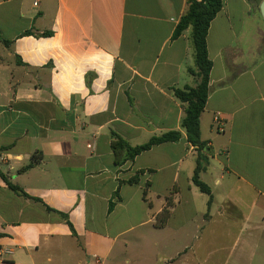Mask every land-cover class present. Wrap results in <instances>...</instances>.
I'll use <instances>...</instances> for the list:
<instances>
[{"label":"crops","instance_id":"obj_1","mask_svg":"<svg viewBox=\"0 0 264 264\" xmlns=\"http://www.w3.org/2000/svg\"><path fill=\"white\" fill-rule=\"evenodd\" d=\"M221 3L199 119L208 205L173 95L197 84L191 28L172 38L186 0H0V174L27 195L0 176V264H264V0ZM169 131L116 165L113 133L134 147Z\"/></svg>","mask_w":264,"mask_h":264},{"label":"trees","instance_id":"obj_2","mask_svg":"<svg viewBox=\"0 0 264 264\" xmlns=\"http://www.w3.org/2000/svg\"><path fill=\"white\" fill-rule=\"evenodd\" d=\"M187 11L178 21L174 32L172 34L173 40L177 39L184 30L191 28V42L194 58L195 69H190L189 73L197 79V84L194 87H184L183 89H175L174 97L185 104L184 115L181 119L180 126L185 131L187 141L190 145L194 146L198 150V157L196 159V168L193 170L191 180L196 188L202 194L209 197L208 205L210 204V190L209 188L200 181L199 175L204 171V163L207 158L202 155L200 151L204 149V144L200 139V127L199 119L204 111L206 98L208 95V76L209 71L212 69V62L208 58L206 50V38L209 29L210 22L216 17L220 11L222 3L221 0H186ZM31 32L27 31L23 35H30ZM48 35V34H44ZM112 142L110 148L114 155L116 165H124L127 162H132L135 157L140 155L142 152L149 151L153 146H157L163 143L171 142L175 143L181 139L179 132H166L160 136H156L150 139L148 143H143L138 146L128 145L122 138L113 133ZM3 181L8 186V189L13 191L15 194L23 197H27L23 191L18 187L12 185L6 177L0 174ZM136 178L130 179L127 183H136ZM172 194V193H171ZM117 196V192H115ZM142 197L146 200V193L143 191ZM172 207V199L168 197L166 199V206L163 208L161 213L155 217V227H162L168 217L170 216V208ZM113 208V203H109V211ZM63 219L67 221L64 215H61ZM70 226V224H69Z\"/></svg>","mask_w":264,"mask_h":264},{"label":"rangeland","instance_id":"obj_3","mask_svg":"<svg viewBox=\"0 0 264 264\" xmlns=\"http://www.w3.org/2000/svg\"><path fill=\"white\" fill-rule=\"evenodd\" d=\"M202 179H204V178H202ZM199 255V259H200V254H198ZM146 256V257H145ZM155 257H156V255H155ZM142 260H143V263H146V264H149L148 262H144V260H147V261H152L153 262V258H154V255H150V254H145V255H143L142 257ZM154 260H155V258H154Z\"/></svg>","mask_w":264,"mask_h":264},{"label":"built area","instance_id":"obj_4","mask_svg":"<svg viewBox=\"0 0 264 264\" xmlns=\"http://www.w3.org/2000/svg\"><path fill=\"white\" fill-rule=\"evenodd\" d=\"M34 5H36V3H34ZM213 122H214L215 124H218V125H219L218 129H219L220 131H222L223 126L220 125L219 118L216 117V118L213 120Z\"/></svg>","mask_w":264,"mask_h":264},{"label":"water","instance_id":"obj_5","mask_svg":"<svg viewBox=\"0 0 264 264\" xmlns=\"http://www.w3.org/2000/svg\"><path fill=\"white\" fill-rule=\"evenodd\" d=\"M260 11H261L262 17H264V3L261 4Z\"/></svg>","mask_w":264,"mask_h":264}]
</instances>
